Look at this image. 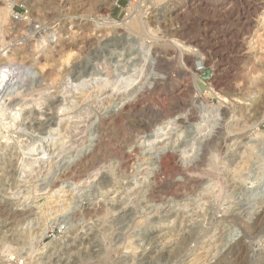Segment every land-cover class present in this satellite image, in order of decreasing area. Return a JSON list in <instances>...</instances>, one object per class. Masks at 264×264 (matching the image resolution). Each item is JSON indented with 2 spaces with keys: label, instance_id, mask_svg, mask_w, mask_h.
Wrapping results in <instances>:
<instances>
[{
  "label": "rangeland",
  "instance_id": "374dc122",
  "mask_svg": "<svg viewBox=\"0 0 264 264\" xmlns=\"http://www.w3.org/2000/svg\"><path fill=\"white\" fill-rule=\"evenodd\" d=\"M173 1L0 0V248L264 264V0Z\"/></svg>",
  "mask_w": 264,
  "mask_h": 264
},
{
  "label": "bare ground",
  "instance_id": "6f19581e",
  "mask_svg": "<svg viewBox=\"0 0 264 264\" xmlns=\"http://www.w3.org/2000/svg\"><path fill=\"white\" fill-rule=\"evenodd\" d=\"M174 3L173 4H179V3H182L183 2V7L185 6V7H187V9L189 8V5H191L192 3H194V0H175V1H173ZM191 7V6H190ZM177 9H174V10H172L171 12L173 13V14H175V16H178V19H179V16L180 15H183V12H184V9H183V11H181V10H179V8L178 7H176ZM187 9H185V10H187ZM219 9V8H218ZM177 10H179V11H177ZM181 11V12H180ZM190 11V10H189ZM188 12V11H187ZM191 12V11H190ZM184 16V15H183ZM188 16H189V14H188ZM187 16V17H188ZM181 18V17H180ZM264 18V17H263ZM130 20V19H129ZM134 20H136V19H134ZM134 20L132 21H130L129 23H127L128 25H130L129 27L130 28H132V27H135V26H140V25H135L134 23ZM136 23H138V21L136 22ZM138 27H136L137 29H138ZM135 28V29H136ZM134 29V30H135ZM133 30V29H132ZM196 44V43H195ZM148 57V56H147ZM193 58V57H192ZM187 60V59H186ZM194 60V59H193ZM144 61V60H143ZM200 61V60H199ZM150 63L153 65L154 64V59H150ZM208 63V62H207ZM7 64V63H6ZM198 64V67H201V65L199 66V64H201V63H197ZM156 66V65H155ZM185 66V65H184ZM12 68V67H11ZM8 69V67H5V66H2L1 68H0V91H2L3 89H5V87H6V85L8 84L7 82L9 81V76H10V74H9V72L8 71H6ZM152 69V68H151ZM10 70V69H9ZM188 76V75H187ZM13 77H15V76H13ZM12 79V78H11ZM13 80V79H12ZM11 81V80H10ZM12 82V81H11ZM131 82V81H130ZM198 82V81H197ZM229 83V82H228ZM225 86V85H224ZM228 87V86H227ZM262 90V89H261ZM260 90V91H261ZM179 91V90H178ZM258 92H259V90H257ZM263 91V90H262ZM3 92V91H2ZM116 92V91H115ZM5 93V92H4ZM112 93V92H111ZM260 94V93H259ZM200 96V95H199ZM125 97V96H124ZM201 97V96H200ZM201 100H202V97L200 98ZM259 99V98H258ZM262 100H260L262 103L264 102V93H263V95H262V98H261ZM203 101V100H202ZM260 102V103H261ZM121 104V103H120ZM262 105V104H261ZM119 106V105H118ZM251 106V105H250ZM260 106V105H259ZM258 106L256 105V108H257ZM205 108V107H204ZM259 108V110L261 109V107H258ZM111 110V109H110ZM113 110V112H114V109H112ZM216 110L218 111L219 110V107H216ZM215 110V111H216ZM115 111H117V110H115ZM125 111H127V110H125ZM108 112V111H107ZM106 112V113H107ZM113 112H111V113H113ZM108 114H110V113H108ZM123 115V114H122ZM106 116V115H105ZM104 116V117H105ZM263 116H264V114H263ZM262 116V117H263ZM174 117H176V116H174ZM200 117V116H199ZM41 118V117H40ZM204 118V117H203ZM40 120V119H39ZM121 120V119H120ZM202 121V120H201ZM114 123V122H113ZM204 125V124H203ZM197 126H198V128H200V126H201V124H200V122L197 124ZM213 127V126H212ZM207 133V132H206ZM206 137V136H205ZM37 146H39V148H40V145L38 144ZM43 146V145H42ZM41 146V147H42ZM34 148V147H33ZM35 148H36V146H35ZM38 148V149H39ZM41 149V148H40ZM96 149V148H95ZM167 149V148H166ZM32 150V149H31ZM148 150H150V149H148ZM157 150V149H156ZM33 152H34V150H32ZM37 151V150H36ZM36 152H34V154H35ZM41 154V153H40ZM43 155V154H42ZM244 155H245V152H244ZM125 156V155H124ZM129 156V155H128ZM157 156V155H156ZM38 157V156H37ZM245 157V156H244ZM36 158V157H35ZM157 158V157H156ZM167 158V157H166ZM243 160V159H242ZM243 162V161H242ZM33 163V162H32ZM31 163V164H32ZM40 164V163H39ZM244 165V164H243ZM239 168V167H238ZM169 169V168H168ZM38 218V217H37ZM260 219V218H259ZM262 221V220H261ZM235 239V238H234ZM233 241V240H232ZM234 250V249H233ZM228 251V250H227ZM220 252H222V251H220ZM237 253V252H236ZM220 259V258H219ZM239 260V259H238ZM216 261V260H215ZM223 262V261H222ZM221 262V263H222ZM233 263H234V261H233ZM35 264V263H34Z\"/></svg>",
  "mask_w": 264,
  "mask_h": 264
},
{
  "label": "built area",
  "instance_id": "2783aa9c",
  "mask_svg": "<svg viewBox=\"0 0 264 264\" xmlns=\"http://www.w3.org/2000/svg\"><path fill=\"white\" fill-rule=\"evenodd\" d=\"M27 259L20 250L0 248V264H26Z\"/></svg>",
  "mask_w": 264,
  "mask_h": 264
},
{
  "label": "water",
  "instance_id": "95a60500",
  "mask_svg": "<svg viewBox=\"0 0 264 264\" xmlns=\"http://www.w3.org/2000/svg\"><path fill=\"white\" fill-rule=\"evenodd\" d=\"M205 71V77L209 74V72L207 70H204Z\"/></svg>",
  "mask_w": 264,
  "mask_h": 264
}]
</instances>
